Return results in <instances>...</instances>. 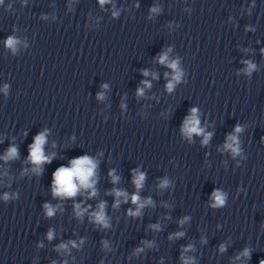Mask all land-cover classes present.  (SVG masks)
Returning <instances> with one entry per match:
<instances>
[{"label": "clouds", "instance_id": "clouds-1", "mask_svg": "<svg viewBox=\"0 0 264 264\" xmlns=\"http://www.w3.org/2000/svg\"><path fill=\"white\" fill-rule=\"evenodd\" d=\"M3 0H0V3H2ZM111 3V0H99V4L101 6ZM160 9L158 7H153L150 9V12L155 14L158 13ZM113 17H116L119 15L118 11H113L112 13ZM21 44V41L16 38L15 36H9L5 40V47L9 49L13 54L17 52L18 45ZM171 48H169L167 51L162 52L158 57L157 61L161 65H165L169 69L172 70L171 78L168 80L166 84V90L167 92L171 93L174 91L176 86L182 81L184 77V72L180 67V60L179 58L176 59H170L169 52H171ZM243 63L246 64V67L243 69L244 73L246 75H251L253 71L256 70L257 66L256 64L252 63L251 61H244ZM143 76L147 77L149 75L152 76L153 79H156L155 73H150L148 70H143L141 73ZM165 76H168V73H165ZM141 84L143 87L137 88L136 95L137 97H143L145 89L151 88V82L149 80H142ZM8 85L5 84L3 89H0V91H3L5 95H7L8 91ZM103 89H107L108 85L104 84L102 85ZM104 93L100 92L97 94V99L103 100ZM121 107H125L123 104ZM243 127L240 124H237L231 134H229L226 137V142L222 146V151H229L233 158L239 156L241 154V148H240V141H239V133L243 131ZM181 134L184 138L188 139L189 142L192 141V137L195 136H202L203 139L201 141V144L206 146L208 145L213 133L206 132L205 128L201 126L200 121V113L199 109L197 107H192L189 110V115L186 116L183 120L182 126H181ZM47 135L48 130H44L40 133H38L34 138L33 142L28 146V162H30L33 167L31 169L32 173H34L36 176H41L43 174L44 168L43 166L45 164H51V162L56 158V153H45V145L47 143ZM264 139V138H262ZM55 146V145H53ZM102 155V154H101ZM19 156V152L16 146H11L6 151L5 155L3 157H0V159H3L4 161H10L15 160ZM99 160L95 157L89 156V155H82L78 156L76 158L71 159L68 162L67 166L61 165L60 167L56 168V170L52 173V180H51V194L53 198H58L60 200L69 199V198H75L78 195L83 196L85 192H87L88 196L87 198H94L97 196V169L99 166ZM25 172H27V169H25ZM108 175L111 177V183L113 185H116L120 181V177L116 175L115 170L112 169L109 171ZM146 180V174L142 171H139V169H133L132 170V183L136 189V191L129 195V193L125 190L118 189V188H112L110 192L106 193L108 195H112L115 197L113 208H118L121 203H128L129 201L135 205V210H132L131 208L128 209L127 214L131 217H140L142 216V210L146 206H153V201L151 198L142 199L139 195V192L141 189H143L144 184ZM170 186V181L167 178H164L160 181L158 187L160 189H166ZM9 195L6 193L3 196V199L5 201L9 200ZM211 200L213 203L211 204L212 208H220L223 207L226 203V193L220 191V190H214L211 195ZM74 215L77 218L82 219L85 214H89L90 222L94 223L95 225L101 226L103 228H109L110 222L109 217L107 216L105 212L106 208V202L101 201L97 206L95 211H91L89 213L88 207H82L80 203L74 204ZM45 216L48 218L53 217L58 210H62L61 205H52L50 203H45L43 205ZM189 217H184L180 224H183L187 222ZM151 227L154 230H160L159 224H153ZM184 235L183 232H177L174 233L172 236L169 237V239L173 238H179ZM54 238V231L52 229H49L47 233V239L51 241ZM83 243V240L80 241V244ZM147 247H151L150 242H145ZM69 246L72 248H77L79 245L75 241H68L67 243H61L57 247V251H64L67 252L69 250ZM103 246L105 249L108 248V242L103 241ZM192 249V246L189 245L187 248L183 249V252L181 254V261L182 264H194V260L191 257H186L183 253H186ZM225 250L224 246L221 245L220 251L223 252ZM143 251V248H137L136 252L140 253ZM241 256L247 257L250 259V249L245 248L243 252L240 253L239 256L236 257V259H240ZM261 264H264V261L261 262Z\"/></svg>", "mask_w": 264, "mask_h": 264}]
</instances>
